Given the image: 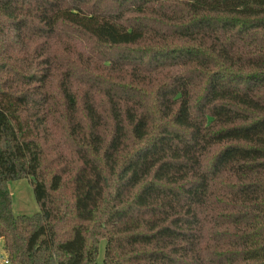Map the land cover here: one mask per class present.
Segmentation results:
<instances>
[{"label": "trees", "instance_id": "1", "mask_svg": "<svg viewBox=\"0 0 264 264\" xmlns=\"http://www.w3.org/2000/svg\"><path fill=\"white\" fill-rule=\"evenodd\" d=\"M0 238L9 264H264V0H0Z\"/></svg>", "mask_w": 264, "mask_h": 264}, {"label": "rangeland", "instance_id": "2", "mask_svg": "<svg viewBox=\"0 0 264 264\" xmlns=\"http://www.w3.org/2000/svg\"><path fill=\"white\" fill-rule=\"evenodd\" d=\"M9 188L12 193V207L15 214L32 215L39 211L33 186L28 178L14 180L9 182ZM106 240H102L100 244L99 260H102L105 251ZM0 251L8 257L7 251L4 249L3 239L0 238Z\"/></svg>", "mask_w": 264, "mask_h": 264}, {"label": "built area", "instance_id": "3", "mask_svg": "<svg viewBox=\"0 0 264 264\" xmlns=\"http://www.w3.org/2000/svg\"><path fill=\"white\" fill-rule=\"evenodd\" d=\"M0 262L1 264H9L10 261L3 251H0Z\"/></svg>", "mask_w": 264, "mask_h": 264}]
</instances>
